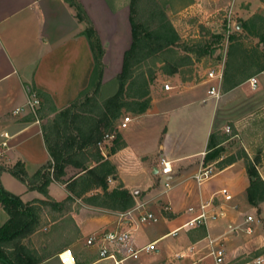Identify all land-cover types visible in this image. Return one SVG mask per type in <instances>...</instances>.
<instances>
[{
    "label": "crops",
    "instance_id": "obj_1",
    "mask_svg": "<svg viewBox=\"0 0 264 264\" xmlns=\"http://www.w3.org/2000/svg\"><path fill=\"white\" fill-rule=\"evenodd\" d=\"M106 1L107 3L105 0H80L101 42L103 37L107 38V42L113 35L110 31L114 21L109 19L115 18L113 9L119 4L113 0ZM204 1L191 0L187 7L201 6L204 17L207 12L205 4L210 0ZM127 3L129 20V0ZM228 3L229 11L234 17L245 19L255 13L243 16L240 9H234L235 4L232 7V0H228ZM236 3L237 7L245 11L247 6L244 0ZM104 6H109L111 14L108 11L103 13ZM203 17L199 19L202 21L205 19ZM189 19L196 20L191 15ZM200 20L198 22H201ZM173 25L177 29V21L173 20ZM84 28L85 23L75 17L73 7L65 0H0V166L4 167L0 172V184L5 190L19 195L25 202L33 198L45 199L46 195L39 189H27L26 184L13 175L10 169L16 163H21L27 175H32L51 160L42 130L45 119L34 114L40 101L37 94L39 91L47 93L54 107L60 110L70 105L81 91L88 87L94 59L87 38L81 34ZM102 45V82L105 83L121 70L122 63L119 66L116 61L113 64V60L108 59L111 54L109 42L107 46L104 43ZM185 74L182 73L180 78L170 77L168 82L172 84L169 89L156 84L151 86L148 108L140 114L127 111L119 119L121 122L124 116H129L126 126L118 127L123 144L112 152L102 148L104 159L115 169V173L109 176V188L122 184L133 195V207L122 211L84 202L74 213L70 210L72 225L81 238L85 225H99L98 229L85 236L84 244L91 246L86 244L90 235L108 230L134 229L132 217L125 212L136 207L132 212L137 211L138 217L140 212H144L140 211L143 207L157 200L161 213L169 222L166 232L145 242L156 241L157 248V241L195 217L201 211L200 205L209 201L205 211L210 216L204 224L190 228L181 227L186 230L189 239L185 250L194 245V251L180 257L174 252L166 261L167 264L171 260L179 259H185L184 264L198 263L204 255L203 251L205 255L209 254L207 236L220 239V245L226 253L222 264H254L257 257L264 255V237L260 227L264 224L261 217V204L264 199L258 203L249 201L246 189L250 179L244 163L241 164L240 159H236L222 169L217 168L200 184L195 175L204 165L209 135L211 132L223 134L227 125L230 127V137L236 138L248 157L254 159L252 154L255 148L248 145H252L264 129V70L252 75L258 80L255 89H251L248 84V78L252 77L250 76L226 91L220 90L221 82L219 84L207 75L201 77L192 71H189V75ZM217 84L219 96L215 97L209 93V88ZM33 99L38 101L37 105L28 107V101ZM17 107L21 110L15 113L14 109ZM3 141L7 143L5 146L1 145ZM161 157L170 162L171 172L161 173ZM256 161L257 171L264 182V155ZM86 164L91 167L94 161L89 160ZM78 171V168L69 164L65 167L63 180L53 179L48 183L47 196L60 202L56 209H62L63 204L74 203L77 199L83 200L70 194L66 188L65 181ZM228 171H231L230 175H224L222 181H218L216 185L207 187L205 184L200 187L209 179ZM161 176L173 180L170 192L163 202L160 196L166 194V189L156 191L154 188V180ZM222 188L231 195L229 199H225L220 192ZM97 192L101 193V190L95 187L87 191L85 196ZM218 193H221L222 197H219ZM237 195L245 196L244 202L248 200L260 218L261 224L255 225L253 230L250 227V232L239 234L237 229V225L241 223L238 222L240 214L236 215L239 201ZM182 207H187L183 213L179 212ZM7 219L8 214L0 204V225ZM133 240L136 241L134 237ZM58 250L38 264L51 259L58 262ZM96 250L97 258V247ZM154 251L156 253L158 249ZM150 252L152 251H144L148 253L147 256ZM254 253L255 257H249L252 260L246 258L248 254ZM96 258L87 260L83 257V262L87 264ZM147 263L148 257L142 262L138 258L132 264Z\"/></svg>",
    "mask_w": 264,
    "mask_h": 264
},
{
    "label": "trees",
    "instance_id": "obj_2",
    "mask_svg": "<svg viewBox=\"0 0 264 264\" xmlns=\"http://www.w3.org/2000/svg\"><path fill=\"white\" fill-rule=\"evenodd\" d=\"M65 1L73 7L75 17L85 23L81 34L89 42L94 66L88 87L63 109L57 110L47 93L39 91L37 94L40 101L34 114L45 119L42 130L51 160L32 175H27L21 163H16L10 171L26 184L27 189H39L46 195V198L35 199L34 201L39 205L31 206L19 195L5 190L0 184V204L8 214L7 221L0 225V264H38L52 254L46 253L45 248L40 249L41 253L37 249L28 248L20 240L36 229L40 204L51 202L53 206L58 207L60 202L47 196V186L53 179L63 180L65 167L69 164L79 170L76 175L64 180L70 194L82 198L89 205L105 206L122 211L133 207V195L122 184L109 188L108 178L115 173V169L107 159H104V155L101 153L102 148L112 152L123 144L118 129L119 119L124 112L131 111L140 114L148 108L150 87L154 85L153 80L158 74L164 78L182 77L183 72L179 68L180 66L191 65L195 61V57L199 59L206 54H211L223 41L224 34L211 31L206 38L202 35V42L194 43L188 47L196 53L194 58L189 56L190 58L188 57L185 61L181 59L179 63L176 61L172 63L170 59L161 60L160 55L164 49L178 52L177 48L185 47V43H180L183 41L178 43V36L173 26L156 0H129L131 42L124 52L121 70L113 79L104 83L102 82L104 51L98 33L80 0ZM145 10L150 13L154 12L152 17L145 16ZM154 22L159 23L157 27H154ZM244 27L252 30L253 34L259 37L258 45L260 41L264 43V16L259 13L251 15L240 29H235L232 34H228L229 42H234L238 36H242ZM261 29L262 32H260ZM234 46L236 45L232 44L231 47ZM243 52L242 59L244 60L257 58L264 60V49L257 54H255L254 48L246 49ZM150 56L155 59L154 63L159 61L160 64L154 67L147 62L146 68H142L140 63L147 61L145 59ZM149 62L153 64V62ZM263 70L264 65L258 66L255 71L258 73ZM251 75L253 72L238 77L230 71L229 65L223 67L221 80L223 87L220 86V90L226 91ZM106 133L113 134V137L106 140L100 147L98 143L102 141ZM229 137L230 135L224 133L211 132L203 159L204 165L209 164L222 153L224 149L222 142ZM239 158L243 159L250 179L246 189L248 199L252 203H258L264 199V182L257 171L256 159L251 160L243 147L239 151V156L222 157L216 167L222 169ZM89 160L94 161V165L91 167L86 164ZM3 168L0 166V172ZM95 187L100 188L101 193L85 196L87 191Z\"/></svg>",
    "mask_w": 264,
    "mask_h": 264
},
{
    "label": "rangeland",
    "instance_id": "obj_3",
    "mask_svg": "<svg viewBox=\"0 0 264 264\" xmlns=\"http://www.w3.org/2000/svg\"><path fill=\"white\" fill-rule=\"evenodd\" d=\"M127 1L128 0H113V2L119 3L116 6V9L115 10L113 9V14L115 18L110 17L109 19V21L111 20L114 21L112 25V29L110 31V33H112L113 35L107 42L105 41L107 38L104 39L103 37L102 42H101V44L104 43L105 46H107L109 42V45H110L109 48H111V54L108 55V59L113 60L112 62L113 64L116 61L119 66L122 63L124 52L129 47L130 42H131V36H130L131 31H130V23L128 20ZM156 1H157V4H159L158 6L161 8V10H163L164 14L166 15L167 20L173 26L178 36V39H177L178 43L180 41H183L180 43H185V47L183 46L181 47V49L177 48L179 50L178 52L164 49V51L160 55L161 60L170 59V62L172 63H174L175 61L176 63H179L181 59L185 61V59H187L189 56L194 58L196 53L188 49V47H190L194 43L202 42L201 41L202 35L205 36L206 38L207 36L210 35L211 31L218 33V34H221V33L224 34L221 45L216 47L212 51L211 54H206L200 57L199 59H196L195 57L194 58L195 61L191 65L188 64V65L179 67L183 73H186L185 75H189V71L190 72L192 71L196 75H200L201 77H204L207 75L210 69L223 70V67H226L229 65V69L231 72H234V74H236V76L238 77H242L245 74L249 75L251 72H253V75L257 74L256 73L257 71L255 70L258 68V66L264 65V60L257 58L256 56H254V58H257L255 60L242 59V55H244L243 51H246V49L251 50L254 48L255 54L262 52L264 49V43L260 41L258 45L259 37L255 36L252 30H248L247 28L244 27V29L242 30L243 32L241 33L242 36H238L237 37L238 39L235 40L234 42H229L228 37H227L228 34L229 35L232 34L235 29H240L241 25L245 24V21L249 19L251 16H246L247 18L245 19H243L242 17L241 19L234 17V14L229 11L228 0H210L209 3L206 2L205 0L204 2H206L205 5H206L207 12L205 13V16H204L205 19H203L202 21L199 19V17L201 18L203 17L202 15H204V12L201 11V6L199 7L197 6L194 8L187 7V3L190 2L191 0H156ZM238 1L239 0H232L233 2L232 7L235 4L234 9L235 10L240 9L241 10L240 13H243V16L247 14L250 15V13L252 12L259 13L262 16H264V3L261 0H244L247 6L245 7V11L239 8V6L238 7L236 6L237 4L236 2ZM105 3H107L106 0H105ZM108 7L109 6H104V9H103L104 14L107 13V11L108 13L111 14L110 9ZM153 13L154 12L150 13L146 10L144 12L145 16H148V17L149 16L152 17ZM97 14L99 15V7L97 8ZM190 15L195 17L196 20L193 19L192 21H190L189 19ZM173 20L177 21V26H176L177 29L173 25ZM198 20H200L201 22H198ZM238 23H239V27L237 28ZM158 24H159L158 22H154L153 25L154 27H157ZM262 29L260 30V32L263 31ZM232 44L236 46L231 47ZM242 47L246 49L243 50ZM229 53H231V56H229ZM145 60L147 61H145L144 63L143 62L140 63L142 68H146L147 62L148 64L154 67H157L160 64L159 61L154 63L155 59L152 58V56L146 58ZM102 61H103V57H102ZM149 61L153 62V64H151ZM103 72H104V68H103ZM113 77L108 79L107 82L113 79ZM168 79H169L168 77L164 78V76L158 74L157 77L153 80V83L163 88H164V85L167 83L169 84L171 88L170 84L172 83L168 82L169 81ZM221 87H223V84L221 85ZM123 114H125V112ZM194 125L198 126L196 123H194ZM230 133L231 132L229 133L226 132L227 135L231 136ZM263 139H264V129H263V132L260 131L258 138L255 141H253L252 145L251 144L248 145L249 147L255 148L254 154H252V156L258 161H259V158L262 155H264V140ZM222 145L224 148L222 153H220V155L216 157L215 160L211 161V164L214 167V171L218 168L216 167V165L222 157L225 158L230 155L239 156V151L242 147L241 144L236 140V138H232V137H229V139H226ZM239 159H240L239 162L241 164L244 163L242 158H239ZM231 171H228L225 174H220L215 178L209 179L206 183L204 182L202 185H200V187L204 186L205 184L207 185V187L216 185L218 181H222V177L224 175L229 174ZM154 182H155L154 188L156 191H161L162 189L163 190L166 189L165 191L166 194L163 196H160L161 197L160 200L161 202H163L166 198V195L169 194L170 192V188L173 183V180L164 179L161 176L160 178L155 179ZM164 182H168L169 186L166 187L164 185ZM55 189L57 188L55 187ZM217 195L219 197H222L221 193H218ZM236 198L239 200L237 203L238 208L236 209L238 212H236V215L239 216L240 214L241 216V217H238L239 219L238 222H241V223L237 225V229L240 232L239 234L246 233L247 226L252 227V230H253L255 225L258 224L259 226L261 224L260 218L257 212L254 211L251 203H249L248 200L247 202H244V198H246L245 196L242 197L241 195H237ZM34 200L35 198L31 200H27V203H29V205L31 206H34L37 204L39 205V203ZM82 203H84V200L77 199V201L75 200L74 203H68L66 205L63 204L62 209L61 208L56 209L55 206H53L51 202H45L43 204H40L39 219L35 227L36 229L31 234L21 238L20 242L24 243V245H26L28 248H34V249L39 250L40 253H41L40 249H42L43 245L45 246L46 253L47 252L52 253L56 249L62 250L66 247H70L77 258L78 264H86V262L85 263L83 262L84 261L83 257L84 259H87V260H89L90 258L92 259L96 258V252H97L96 246L97 245L94 244L91 246H86L84 244V241H85V236L87 234H90V232L98 229L99 225H93V224L85 225L82 229L83 237L81 238L79 236V233H77V229L72 225V222H71L72 218L70 216L71 215L70 210L72 209L71 212L74 213L75 210L79 209ZM157 203H158L157 200L152 201L146 207H143V210H140V211L151 210L152 212L156 214L155 216L157 217V221H154V222L145 221L142 223L138 220L137 211L132 212L131 215H129V217H132L133 227H135L134 229H131L130 232L132 236L136 239L135 241L136 244L137 243L143 244L146 241H148L150 238L159 236L168 230V227H167V225H169L168 218L161 213V209ZM186 209L187 207H182L181 209H179V212L183 213ZM261 209H262L261 217L264 220V201H262ZM247 214H250L253 217L252 221H244ZM260 227H261L262 236L264 237V224L262 223ZM188 241L189 239H188L186 230L184 228H180L175 235L166 234L159 241H157L156 249H158V251H156V253L155 251H152L150 252L149 256L146 255L148 253H144V252L141 253L139 257V261L142 262L144 259H146V257H148L147 264H163V262L167 264L166 261L169 260V258L171 257L172 254H174V252L175 253L177 252L176 254H178L180 253L181 250H185V246L187 245ZM207 248H208L207 251H210V248L209 247ZM151 253H154V254H151ZM155 254L156 256H154ZM203 254H204L203 257H201L202 259L196 264H214L212 255L210 254L205 255L204 251H203ZM224 254L226 255L225 249H224ZM255 255H256L255 253L248 254L246 258H248L249 260H252L250 259L251 256L255 257ZM261 259H262V264H264V255L261 256ZM171 261L169 264L186 263L185 259L171 260ZM176 261L178 262L176 263ZM43 264H58V262L54 259H51L47 262H44Z\"/></svg>",
    "mask_w": 264,
    "mask_h": 264
},
{
    "label": "built area",
    "instance_id": "obj_4",
    "mask_svg": "<svg viewBox=\"0 0 264 264\" xmlns=\"http://www.w3.org/2000/svg\"><path fill=\"white\" fill-rule=\"evenodd\" d=\"M209 79H215L220 84L222 80V70H214L210 69L207 73ZM257 77L252 76L248 78V84L251 89H255L257 87ZM219 84L211 85L209 88V93L215 97L219 96ZM165 89H169V84L164 85ZM38 101L36 99L29 100L27 105L28 107L33 108L37 105ZM21 110L20 107L14 109V112L17 113ZM129 121V116H124L122 121L119 123L118 127L126 126L127 122ZM224 131L229 133L230 127L227 125L224 128ZM113 134L106 133L103 136L102 141L98 144L100 147L103 146V143L111 139ZM7 143L3 141L1 143L2 146H5ZM161 163V173L166 174L171 172V165L168 160H165L163 157L160 158ZM214 167L212 164L203 165V167L197 172L195 175V179L197 180L198 184H200L205 179L209 178L214 173ZM111 180L110 178L108 179ZM165 186L168 187V182L165 183ZM220 192L224 195L225 199H229L231 195L227 192L225 188H222ZM209 205V201L204 202L200 205L201 211L193 218L186 221L182 226L185 228H190L193 226H198L200 224H204L208 215L205 211V207ZM136 208V207H135ZM134 208V209H135ZM132 209V210H134ZM132 210H128L125 213L131 215ZM123 213V214H125ZM214 217V215H212ZM138 220L140 222L145 221H157V217L154 213L144 211L138 214ZM253 217L251 215L246 216V221H252ZM181 226V227H182ZM181 227H177L170 231L171 234L175 235ZM250 226L246 227V232H250ZM208 244H209V254L213 256L215 264H222L224 262V249L220 245V239L218 237H210L207 236ZM86 244L94 245L96 244L98 249V257L87 263V264H132L136 261L141 252H149L154 251L156 249V241H149L143 245H136L131 232L128 229H116V230H108L104 231L101 234L90 235L86 239ZM195 249L194 245H190L186 248V250L181 251L180 253L176 254L178 257L187 255L192 253ZM58 262L60 264H78L74 252L70 247H66L60 252L57 253ZM254 264H262V259L257 257L254 261Z\"/></svg>",
    "mask_w": 264,
    "mask_h": 264
},
{
    "label": "water",
    "instance_id": "obj_5",
    "mask_svg": "<svg viewBox=\"0 0 264 264\" xmlns=\"http://www.w3.org/2000/svg\"><path fill=\"white\" fill-rule=\"evenodd\" d=\"M237 27H239V25L237 24Z\"/></svg>",
    "mask_w": 264,
    "mask_h": 264
}]
</instances>
